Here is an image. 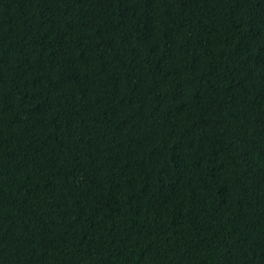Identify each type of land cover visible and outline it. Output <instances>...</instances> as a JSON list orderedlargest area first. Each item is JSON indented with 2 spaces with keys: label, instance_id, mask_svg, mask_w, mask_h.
<instances>
[{
  "label": "trees",
  "instance_id": "obj_1",
  "mask_svg": "<svg viewBox=\"0 0 264 264\" xmlns=\"http://www.w3.org/2000/svg\"><path fill=\"white\" fill-rule=\"evenodd\" d=\"M0 264H264V0H0Z\"/></svg>",
  "mask_w": 264,
  "mask_h": 264
}]
</instances>
